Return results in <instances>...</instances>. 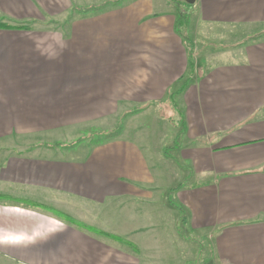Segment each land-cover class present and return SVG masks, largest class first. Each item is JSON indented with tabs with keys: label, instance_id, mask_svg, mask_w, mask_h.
Masks as SVG:
<instances>
[{
	"label": "crops",
	"instance_id": "crops-1",
	"mask_svg": "<svg viewBox=\"0 0 264 264\" xmlns=\"http://www.w3.org/2000/svg\"><path fill=\"white\" fill-rule=\"evenodd\" d=\"M113 1L0 0V143L157 109L167 145L6 155L0 264H264V37L196 68L173 0ZM190 8L198 28L264 29V0Z\"/></svg>",
	"mask_w": 264,
	"mask_h": 264
},
{
	"label": "rangeland",
	"instance_id": "rangeland-1",
	"mask_svg": "<svg viewBox=\"0 0 264 264\" xmlns=\"http://www.w3.org/2000/svg\"><path fill=\"white\" fill-rule=\"evenodd\" d=\"M123 0H121L122 2ZM120 1H113V3H119ZM177 7V12L181 18L179 21V28L183 29L184 25L191 22V30L189 34L184 31V36L187 40V45L191 56L189 61L192 67L198 68L201 65L204 67L216 65L215 56L220 52L236 50L241 41H255L264 37V29L256 30L257 27L251 26L246 30L230 31L228 29H204L198 28L195 24V19L191 18L192 9L191 5L184 2H173ZM193 17V16H192ZM189 19V20H188ZM186 34V35H185ZM209 37V38H208ZM192 41V42H191ZM194 42V44H193ZM208 46V47H207ZM218 57V56H217ZM157 112H160L164 117L167 116V111H160L155 109L154 111H121L120 115L100 123L98 125L75 128L72 132L57 133L56 136L50 138H40L35 141H15L14 144L0 143V167L4 162L6 155H15L20 150L27 147H36L39 150V155L42 157H54L59 156L66 158L70 156H78L80 153L86 151L93 145L103 143L112 138L113 134L135 135L142 139L143 135L150 136L152 140L153 148L158 149L167 145L166 142H161V138L164 139L166 135L171 133V128L168 122L164 121L163 125L157 116ZM169 113V112H168ZM37 141V142H36ZM26 143V144H25ZM7 147H11V151L7 152ZM6 152V153H5ZM73 152V153H72ZM67 153H72L67 155ZM172 168V167H171ZM1 185V183H0ZM14 198L6 197L0 194V200L9 201ZM194 241H199L197 235L194 237ZM199 245L203 246L202 244Z\"/></svg>",
	"mask_w": 264,
	"mask_h": 264
},
{
	"label": "trees",
	"instance_id": "trees-1",
	"mask_svg": "<svg viewBox=\"0 0 264 264\" xmlns=\"http://www.w3.org/2000/svg\"><path fill=\"white\" fill-rule=\"evenodd\" d=\"M180 19H181V18L178 16V19H177V23H178V24H179ZM0 27H1V28H2V27H4V28H8L5 24H4V25H3V24H0ZM183 40H184L185 42H187L185 36H183ZM190 56H191V54H190V52H188V58H190ZM189 65L192 66V64H191L190 61H189Z\"/></svg>",
	"mask_w": 264,
	"mask_h": 264
},
{
	"label": "water",
	"instance_id": "water-1",
	"mask_svg": "<svg viewBox=\"0 0 264 264\" xmlns=\"http://www.w3.org/2000/svg\"><path fill=\"white\" fill-rule=\"evenodd\" d=\"M173 1L184 2L188 5H193L195 2V0H173Z\"/></svg>",
	"mask_w": 264,
	"mask_h": 264
}]
</instances>
